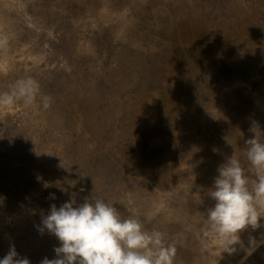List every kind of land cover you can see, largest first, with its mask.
<instances>
[{"label":"rangeland","instance_id":"obj_1","mask_svg":"<svg viewBox=\"0 0 264 264\" xmlns=\"http://www.w3.org/2000/svg\"><path fill=\"white\" fill-rule=\"evenodd\" d=\"M77 1L79 0H0V35L8 37L6 50L0 51V93L11 91L16 82L23 79L31 78L37 81L40 86L36 102L32 105L17 102L11 108L0 109V112H2L0 113V247L5 246V243L7 245L10 244L9 240L4 239L5 242L1 239L4 238L2 234L16 235L23 233L16 229L20 222L26 221L24 223V225H27L26 228L33 230L32 232L29 231L35 237V245L40 247L43 244L46 249L45 254L52 252L50 255L54 258L55 242L58 239L47 231L41 233L36 222L42 223V218L49 213L51 205L54 204L57 208L61 206L57 204L59 201V196L57 195L61 193L57 189L58 187L63 188L62 193L64 195L71 189L65 181L62 182L60 180V186L58 185V177L56 179L53 178L52 168L48 167V170H45L35 165L36 157H34V154L36 155L35 150L37 148L29 144L34 131L26 126H31L24 120L27 113L33 114L34 111L43 112L45 118L44 120L40 118L41 122H38L39 126L35 133H42L45 140H47V136L51 139L50 137L54 135L52 139L56 140L54 142L49 140V143L52 142L51 149L53 151L59 152L57 150L59 147H53V145L57 143V140H60L64 145L67 144L66 142L71 143L72 147L70 148L80 153L82 150L79 151V146L85 142L84 139L81 141L83 137L75 139L76 134L73 129L74 124L72 123H74V120L72 116L69 115V118L59 119L53 115V112L64 107L66 102H68V106L77 105L74 100L79 94V96H84L85 98L83 99V104L76 108L79 116V118L76 117L77 122L82 120L81 126L84 125L88 129L90 137L94 138L97 132L101 131L103 138H107L106 143L109 142L113 136L120 135L122 125L128 121L127 113L117 109V105L113 104L116 94L121 90L125 91V89H128V95L133 98L149 87L154 90L153 85L159 79H161L162 84L158 81V89H166L164 81L156 75L155 70L157 65H159V61L162 63V59H165L166 55L159 54L160 56L155 58L157 54L156 48L164 42L168 34L165 31L166 29L171 34V31L177 28L178 25L190 27L187 18L190 15H194V18L202 19L196 24L201 27L205 26V34H201V36L196 32H193L196 34H191L192 38L196 39L197 45L202 44L203 47H208V44L211 45V40H207L209 43L206 42L205 44L203 39L207 35L206 30H212L216 33V36L217 34L221 35L224 39L223 43H226L229 38H234L235 41H238L239 38L247 41L245 38L248 36L251 39L250 35H253L252 39H254L250 41V45L253 47L241 44L235 46L236 51L230 50V53L227 51L226 54H221L222 59L226 61L224 65L233 66V69L236 68L237 72L245 70V73L240 75L239 78L235 79V73L232 70L229 73L224 65L222 68H216L209 76L213 80V82L209 83L213 85L220 83V93H216V96L210 98L220 101V108H218L222 112H214V114L221 113L219 115L221 117V120L219 119L221 122H218L219 127H217L218 125L213 119L211 112L209 114L210 117L207 114H203V112L199 114L201 112L200 109H197L198 112L196 114L195 108H187L183 105L189 102L196 103L195 99L197 98L195 96L181 104L184 106L183 119L186 123L185 126H182V129L178 127L172 129L171 127L174 124V113H176L177 107L175 110L172 108L170 113L164 110L166 112L162 114L164 117L161 122H164V125H170L171 130L167 131L170 135L160 131V129H163L160 125L159 132L155 138L168 137L171 139L175 136V138H172V142L182 147L180 151L183 158L181 159L182 162L179 165L177 164L172 172L170 171L169 175L174 180L165 189V196L163 195L161 198L163 197L167 203L175 201L176 197L173 194L170 196L169 192L171 191L168 190H173L174 185L177 187L179 185L191 186V188L195 189L204 187L209 191L212 188L211 182L209 183V174L205 173L202 175L201 173L195 174V172L199 173V167L202 163L209 164L211 157H220L222 161V155L225 156L223 163H226L225 161L231 156L239 159L245 174L251 182L255 177L249 171L250 164L246 157L248 146L245 141L254 137V133L249 130L253 122H257L260 129L264 131V0L104 1V6H102L104 12L107 9H111V16L107 15V13H105L106 15L102 13L104 16L101 14L95 16L91 15L90 12H86L88 10L86 8L90 4L89 0L87 2H84L85 0L80 1L83 2V5L77 10ZM256 3L259 4L257 8L255 6ZM63 9L69 14L63 15ZM120 14H122V17ZM93 17L98 18L92 20ZM84 18L85 20L89 19L91 27L95 29H92V32L87 27L80 29L79 32H77V29L73 30L72 22L77 20L81 24L84 22ZM206 24L208 27H206ZM197 25L193 26L196 27ZM88 37L89 41L87 40ZM206 39L208 38L206 37ZM142 40L146 42L142 43ZM81 42H86L87 44L80 45ZM177 42L181 45V51L176 49L171 51L172 48H168L169 46L165 48L170 49L168 56L175 60H177V57L180 59V54L183 56L186 53L185 47L187 50H191L194 47L187 44L190 41L187 42L180 39ZM246 47L251 48V51ZM252 48L257 49V51ZM83 51H91L93 54L91 57L83 56ZM142 60L145 62L141 67L139 63H142ZM127 64L132 65L131 68L134 65H139L142 73L134 75L131 68L129 72L126 71L128 69ZM124 69L126 70L124 71ZM222 69L227 72V75L223 77V74L220 73ZM133 76L138 77L135 79ZM234 79L235 81L237 80L236 83ZM234 83L236 87H232ZM208 85L210 86V84ZM145 87L147 88L145 89ZM227 87L234 89V91H228ZM74 90L77 91L75 92ZM67 95L68 98L63 103V97H67ZM43 97H49L51 100V105L47 110L42 107ZM240 104L244 106H241L243 111H237ZM109 106H111L110 115H107V118L106 116L101 117L100 115L105 113ZM113 106L115 107L112 109ZM191 109L193 111L190 114L187 110ZM230 110H234L236 118L234 122H230L229 119L225 118L226 113L224 111L229 112ZM2 116L3 118L5 116L4 122H1ZM223 124L235 130L234 138H240L238 142L240 148L235 147L233 149L228 140V133L227 137L223 136L225 132L222 133L220 129ZM51 127L52 129H50ZM48 129L50 132L47 133ZM223 130H225V127H223ZM191 132H194L196 145L193 144L195 142L190 140ZM205 132L208 134L207 137ZM186 133L187 135L184 136ZM188 133L190 134L188 135ZM176 135L179 137H176ZM147 137L144 136L143 139H147ZM122 139L133 148L131 152L129 151L130 156H133L132 161L142 162L143 152L138 150L139 144L136 138L125 134ZM222 139L227 142L230 154L226 152L224 145L220 143ZM88 142L92 144L93 140ZM111 144L100 150L93 151L91 155H94V161L89 160L86 164L83 162V165L78 166L79 171L81 176L84 177L89 176L87 173H91L90 175L94 176L97 166L109 169L110 172L105 173L106 180L100 182V187L110 188L114 193L116 191L120 192V190H125V192L129 193L128 182L131 180L130 177L134 179L132 182L135 184V188L139 185L138 183L144 184L146 180L141 173H136L138 167L127 173L126 171L123 173L120 170L118 164L116 165L111 159ZM152 144L155 143L152 142ZM49 150L50 148L42 147L39 156L43 157ZM60 152L61 155H64L66 151L62 150ZM162 159L166 163L167 168L171 167V160L167 154ZM59 160L61 161L59 164L60 168L63 167V161L65 163L69 161L68 158L67 160L66 158ZM106 162L109 165L106 166ZM40 170L46 172V174L50 173L47 179L51 178L52 180L50 183L47 182L45 184L49 186L48 190L45 191L46 193L37 196V192L34 193L31 186L35 184L33 176H36ZM180 170H186L188 175L184 172L181 173ZM69 171L70 173H68ZM69 171L62 172V177L73 181L72 177L76 174L73 173L71 167ZM134 172L135 174H133ZM67 174L69 175L67 176ZM88 179L90 178L88 177ZM87 180L84 178L85 183H82L83 190L91 192L93 186ZM17 181L18 183L14 184ZM22 186L31 187V192L27 195L31 194L33 197H39V199L35 200L39 206L31 208L32 204L28 203L30 201L26 203L19 198L18 193ZM23 190L27 191L28 189ZM18 198L24 203L23 205H20ZM100 198L103 199V196ZM210 201L212 203L211 207H213L215 201L212 199ZM70 202L73 201L70 200ZM166 204L162 203L163 207ZM74 207H77V205ZM117 211L122 218L129 216L138 218L146 231L163 232L166 243L172 241L180 243L178 241L180 234H197L195 243L197 242L196 244L200 245L199 255L191 261L188 258L183 259L182 252L176 250L174 264H264V217L260 218V226L258 228L253 229L248 226L240 233V239L244 247L237 244L235 245L236 251L229 253L223 251V241L210 233L209 224L205 217L192 216L189 231L181 229V227L187 228L189 221H175V219L171 220L176 222L175 228L166 230L163 227L165 222L160 221L163 217L158 211H151L147 214L143 211V208L140 209L136 206L128 205V203L124 209H117ZM24 212L29 213V215L22 219L21 216H23ZM168 235L169 237L171 236L170 239ZM250 239H254L256 244L251 254H248L245 249L251 247ZM40 241L41 243L39 244ZM5 248L9 249L6 246ZM1 249L4 248H0V251L3 252ZM7 252L1 255L5 256ZM179 260L181 263H179Z\"/></svg>","mask_w":264,"mask_h":264},{"label":"bare ground","instance_id":"obj_2","mask_svg":"<svg viewBox=\"0 0 264 264\" xmlns=\"http://www.w3.org/2000/svg\"><path fill=\"white\" fill-rule=\"evenodd\" d=\"M80 1H83V0L77 1V5H78L77 10H79L81 6L83 5V2H80ZM87 1L88 0H85L84 2H87ZM104 1L107 2L109 0H89L90 4H89V7L86 8L88 9L86 10V12H90L91 15H95V16L100 15V14L104 16L106 15L105 13L111 16L112 14L111 9H107L104 12V8L102 7L104 6ZM258 5L259 4L256 3L255 5L256 8L258 7ZM62 11H63V15L69 14L64 9ZM60 13L62 14V12ZM120 16L122 17V14H120ZM97 18L93 17L92 20L97 19ZM197 18L198 17L194 18V15H190L187 18L189 22L188 25H190V27H186L185 25L184 26L178 25L177 28H174L171 31L172 32L171 34H170V31L166 29L165 31H167L168 34L167 32L164 31L167 34L164 42L159 44L158 47L156 48L157 54L155 58H158L160 56L159 54L166 55L165 57L166 61L165 59H162L163 61L162 63L159 61V65H157L155 69L156 75H158V77H161L162 80L164 81V85L166 89L165 88H162V90L158 89L157 87L158 81H160V84H162L161 79H159L153 85L155 88L154 90L153 88L151 89L150 87L147 88L148 87L147 86L145 87V89L147 88V90H145L146 92L144 91L138 96L135 95L133 98L128 95L129 94L128 89H125V91L121 90L120 92L116 94L113 100V104L115 106L117 105L116 106L117 109H121V111H125L127 113L128 121L122 125V129H120L121 133H119L120 135L113 136L109 142L106 143L107 138L106 137L103 138V134L101 131L97 132L94 138L90 137L91 135L89 136L88 129H86L84 125L81 126V124L83 123L82 120H79V122H77V118H79V116H78V112L76 111V108H78L79 106H81V104H83V99L85 98L84 96H79V94L74 100L77 102L76 103L77 105L72 104L68 106V102H66L64 104V107L59 108L56 111H54L53 115L54 117L56 116L59 119L69 118V115L72 116L74 120V123H72L74 124L73 129L75 130V134H76L75 139L83 137L81 141H83L84 139V142H85L79 146V151L82 150L83 153H81L82 151L80 153L73 151V148H70L72 147L70 145L71 143L69 144L68 142H66L67 144L64 145L63 143L60 142V140H57V143L53 145V147H59L57 149L59 150V152L53 151L51 149L52 148L51 145H52V142L56 140V139H52L54 135L50 137L51 139H49V137L47 136V140H45L42 133L40 132L39 134L35 133V130L39 126L38 122H41L40 118L43 120L45 118V115L43 114V112L34 111L33 114L30 112L26 114L24 120L27 121L29 124H31V126L29 125H26V126H28V128L30 129L32 128L34 131L32 132L33 134H32V138L30 139L29 144L34 146V148H37L35 150L36 155L34 154V157H36L35 162H34L36 163L35 165H37L38 168H41V169L44 168L45 170H48L47 169L48 167L52 168L51 170H52L53 178L56 179L58 177L57 179L58 185L60 186V183H61L60 180H61L62 182L63 181H65V183L67 182L68 185L70 186L71 190L65 195L62 193L63 188L61 187L57 188L59 189V192H61L58 195L56 194L57 196H59V201L57 202L58 205H62L63 203L69 202L70 200H72L74 203L73 206H76V205L79 206L85 200H91L92 198L102 199L100 197L103 196L104 201L110 205H113L116 209H124L126 207V204L128 203V205L136 206L140 209L143 208V211L146 212L147 214H149L151 211H158L159 214L162 215L161 217H163L160 221L165 222L163 227L166 230L170 228L171 229L175 228L174 225L176 224V222L171 221L174 219L175 221H184V222L189 221L187 223V228L185 229L181 227V225H179L181 229L189 231V225L191 223L192 216H197L198 218L200 217L206 218L207 210L211 207L212 203L210 201L211 197L208 195V190L204 187L195 189V188H191V186L187 187V186L179 185L177 187L176 185H174L175 187L173 188V190L168 189L169 191H171V192L169 191L168 192L170 196L173 194L176 197L175 201L171 203L170 202L167 203V201L163 197L161 198V196L163 195L165 196L164 194L165 189L168 188V186L172 184L173 182L172 180H174V178H172L169 175L170 171L172 172L175 166L177 164L179 165V163L182 162L181 159L183 157L180 151L182 150V147L172 142V138H175V136H173L171 139L168 137L155 138V136L159 132L158 130L160 129V125L163 128V129H160V131L165 132L166 135H170L168 133L171 130L170 125L165 124L166 125L165 126L164 122H161V120L164 117V115L162 114L163 113L165 114L166 111L164 110H167L168 113H170L172 112L171 109L174 108L175 110L176 107H177L176 108L177 111L176 113H174V124L173 126H171L172 129L175 127L182 129V126L186 125L183 119L184 118L183 112L185 111L184 106L187 108L192 107V109L195 108L194 111L196 114L199 109L201 111L199 114H202L203 112V114H207V116H209V114L212 113V117H214L213 119L215 120L216 124L218 125V122H221L219 121V119L221 120V117H219L221 113L216 114L217 111L222 112V110L219 109L220 101L219 100L215 101L216 100L215 98L210 99L216 96L217 95L216 93H220L219 91L220 83L219 84L216 83L214 85L212 83H209V82H213L212 77H209V76H211V74L216 68L218 69L222 68L224 63L226 62L225 60L222 59L221 54H224V53L226 54L227 51L228 53H230L231 52L230 50L236 51L235 46H239L241 44H243L244 46L250 45V41L253 35H250L251 39L247 36L245 38L247 41L241 40L240 38L238 39V41H235L234 38H229L226 43H223L224 39L221 37L220 34H217L216 36V33H214L212 30L211 31L206 30L207 35L205 36L203 40H205L204 41L205 44L206 42H208L207 40H211L212 42H211V45L208 44V47L206 46L203 47L202 44L197 45L196 39L194 40L191 36V34H196V33L199 34L200 36L201 34H205V26L201 27L196 24V23H199V21H202V19H197ZM83 21L84 22H82L81 24L77 20L72 22L73 30L77 29V32H79L80 29H84L85 27H87L89 31L92 32V29H95L91 27V22L89 21V19L85 20L84 18ZM193 25H197V26L194 27ZM192 26L193 28H191ZM206 27H208L207 24H206ZM193 32H196V33H193ZM206 37L208 39H206ZM180 39L186 40L187 42L190 41L187 44L192 45L194 47L191 48V50H187V48L183 44V46L186 49L185 50L186 53H184L183 56L182 54H180V59L179 57H177V60H175L174 58H171L170 56H168L170 49H165V48L169 46L168 48L170 47L172 48L171 51H173L174 49H176L177 51L180 50L181 45H179L180 43L177 42V40H180ZM87 40L89 41V37L87 38ZM192 40H194V42H192ZM215 40L216 42L213 43V41ZM145 42H146L145 40L144 41L142 40V43H145ZM84 44H87V43L86 42L80 43V45H84ZM81 49H84V48H81ZM252 49H254V51H257V49L255 48H252ZM92 54L93 52L91 51L82 52L83 56L91 57ZM144 62L145 61L142 60V63H139V62L138 63L142 67ZM139 65L138 66L134 65L131 68L132 65L130 66L129 64H127L128 69L127 70L124 69V71L126 70L129 72L131 68L133 71L132 74L140 75L142 71L140 70L141 68L139 67ZM224 67H226L225 69L228 70L229 73L231 72V70L235 73V76H234L235 79L239 78L240 75L245 73V70L237 72L236 68L233 69V66L231 65L225 64ZM225 69H222L220 72L221 74H223L222 77L224 75H227L226 74L227 72L225 71ZM124 73H127V72H124ZM133 77L136 79V77L138 76H133ZM235 79H234V82L236 83L237 80L235 81ZM235 83L232 84V87L234 86L236 87ZM208 84H210V86ZM228 89H229L228 91L230 92L234 91V89H230V88ZM74 91L76 92L77 90H74ZM194 96L197 98L195 99L196 103L189 102V103L183 104L184 106L181 105L182 102L184 101L186 102L187 100L192 99ZM90 97L92 98V96ZM67 98H68V95L67 97L66 96L63 97V103L65 99ZM70 101L73 102L72 99H70ZM73 105L75 106L73 107ZM171 105L174 107H172ZM115 106H113L112 109ZM241 106L243 105L240 104V107H238L237 111L238 110L243 111V108L241 109ZM60 109L62 110L59 111ZM192 109L187 110V111L190 112L191 114V111H193ZM215 111L216 113L214 114ZM224 112L226 113L225 118L227 120L229 119L230 122H234L236 120L234 116V110L233 111L230 110L229 112H226V111ZM110 113H111V106H109L108 110H106L105 113H102L100 116L101 117L106 116L107 118V115H110ZM237 114L239 115L238 112ZM4 118L2 116L1 122L5 121ZM217 127H219V125ZM223 127H225V130H223ZM50 129H52V127ZM220 129L222 130V133L225 132L223 133V136L227 137L229 135L228 140L230 141V145L233 146V149L235 147H239L238 142L240 141V138H234L235 130H233V128H230L228 125L223 124L220 126ZM48 132H50L49 129L47 130V133ZM193 133L194 132H191V134L188 133V135L190 134L191 142H195V135ZM125 134L126 136L130 135V137L134 136L136 138L139 144L137 148L140 152H143V160L141 158L142 162L138 163L137 161H134V160L132 161L133 156H130L131 154L129 153V151L131 152L133 148L131 147L129 143H127L126 141H123L122 137ZM185 135H187V133L184 134V136ZM139 136H141L140 139H139ZM142 136L143 137L148 136V137L147 139H143ZM177 136L178 135H176V137ZM205 136L206 137L208 136L206 132H205ZM49 140H51L52 142L50 141L51 143H49ZM89 140H93L92 144L91 142L90 143L88 142ZM152 142L155 144H152ZM220 143L224 145L226 152L230 154L231 152L229 150L230 148L227 142L222 139ZM109 144H111L112 146L111 147V155H112L111 159L114 161L116 165L118 164L120 170L123 173L125 171L127 173V172H131L133 169L138 167V170L136 173L137 174L141 173V175L145 178L146 182H144V184L140 182L138 183L139 185H137L135 188L134 187L135 184L132 182L134 179L130 177L131 180H129L128 182L129 183L128 187L130 188L129 193H127V191L125 192V190H120V192L116 191L114 193L110 188H105V187L102 188V186L100 187V182L106 180L105 173L110 172L109 169L103 168L102 166H97V170L94 176L90 175L91 173H87L89 174V176H84V177L81 176L78 166L83 165V162L86 164L89 160L94 161V158H93L94 155L93 156L91 155L92 152L95 150H100L101 148H104ZM193 144L196 145V142ZM150 146H151V149H150ZM42 147L50 148L49 152L45 154L43 157L39 156L40 152L42 151ZM62 150L66 151L64 152V155L60 154L61 153L60 151ZM165 154H167V156L171 160V163H170L171 167L169 168L166 167L165 165L166 163L162 159ZM58 156H62V157H58ZM222 156L224 160L225 156L224 155ZM65 158L66 160L68 158L69 161H66V163L65 161H63V167L60 168L59 164L61 163V161L59 159H65ZM222 161L220 157H217V158L211 157L209 164L202 163L199 167L200 168L199 173L196 171L195 174H200V173L202 175L205 173L209 174L208 175L210 176L209 183L211 182L210 185L213 186L214 178L218 174V167L223 163ZM66 164L67 166L65 167ZM107 165H109L108 162H106V166ZM70 167L73 173L76 174L75 176L72 177L73 181L70 180L69 178L62 177V172H68ZM53 169H54V172H53ZM40 171L37 172L36 176H33V180L35 184L31 186L33 188L34 193L37 192L36 193L37 196H40L41 194L46 193L45 191L48 190L49 186L45 184L47 182L50 183V181L52 180L51 178L47 179L50 173L46 174V172L44 171L40 172ZM183 172L186 173V175H188L186 170L181 171V173ZM68 173H70V171ZM133 174H135V172ZM68 175L69 174H67V176ZM88 177L90 179L87 180ZM84 178L89 183L92 184L93 189L91 192H85L83 190L82 183H85ZM205 178L207 177L205 176ZM16 183H18V181L15 182L14 184ZM31 187L27 188V186H22L19 190L18 196L20 199H23V202L27 203L28 201H30L28 203L32 204L31 208H36L35 206H39V204L35 200H37V198L39 199V197H33L31 196V194L27 195L28 193L31 192L30 191ZM23 189L25 190L28 189V190L24 191ZM23 202L19 200L20 205H23L24 204ZM162 203L163 204L167 203V204L163 207ZM32 214H35V213H32ZM28 215L29 213L24 212L23 216L21 217L22 219H25L26 217H28ZM24 223H26V221L20 222L16 229L23 233L16 234V235L2 234L4 238H1V239L3 241L9 240V243H10L9 245H7L6 243L4 245L7 248H10V246L14 245L19 256L28 258L30 260V264H40L42 259L45 257H47L48 259H53L54 257L50 255L52 252H47V254H45L46 249L43 244H41L40 247H37V245H35V237L33 236V234H30V231L32 232L33 230H31L28 227L26 228L27 225L26 224L24 225ZM36 223H38V226L41 224L39 222H36ZM195 236H198V235L197 234L196 235L180 234V237L178 238V241H180V243L176 241H172L170 243L175 245L176 250H180L182 252L183 259L188 258V260L190 259L191 261H193V258L198 256L200 253V245L196 244L197 242L195 243L196 241ZM21 240L22 242H20ZM40 243L41 241L39 242V244ZM59 243L60 242L56 240L55 246H59ZM184 245H186V247H184ZM5 246L0 247V248H4V249H1L3 252L0 251V255L1 254L4 255L3 253L9 250V249H6ZM2 255L0 256V259L4 257ZM179 263H181L180 260H179Z\"/></svg>","mask_w":264,"mask_h":264},{"label":"clouds","instance_id":"obj_3","mask_svg":"<svg viewBox=\"0 0 264 264\" xmlns=\"http://www.w3.org/2000/svg\"><path fill=\"white\" fill-rule=\"evenodd\" d=\"M8 37L0 35V51L6 50ZM40 91L39 83L31 78L16 82L9 92L0 93V109L11 108L17 102L32 105ZM51 105L43 97L42 107ZM254 137L245 141L251 182L239 159L231 156L218 167V175L208 195L215 201L207 210L210 233L223 241V251L233 253L235 245L244 247L240 233L248 226L256 229L264 217V131L257 122L249 129ZM41 233L53 234L59 243L54 247L55 258H43L40 264H174L176 247L166 243L160 231H146L138 218H122L117 209L103 199L85 200L77 207L65 202L59 208L51 205L42 218ZM251 247L245 249L251 254ZM0 264H30L20 257L14 245L0 259Z\"/></svg>","mask_w":264,"mask_h":264}]
</instances>
